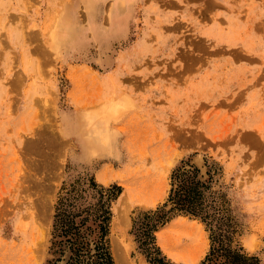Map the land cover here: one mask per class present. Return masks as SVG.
<instances>
[{
	"label": "rangeland",
	"instance_id": "1",
	"mask_svg": "<svg viewBox=\"0 0 264 264\" xmlns=\"http://www.w3.org/2000/svg\"><path fill=\"white\" fill-rule=\"evenodd\" d=\"M261 43L264 0H0V264H44L58 198L90 181L120 186L113 264H198V216L138 241L186 159L223 242L264 264V104L245 92L264 73L241 51Z\"/></svg>",
	"mask_w": 264,
	"mask_h": 264
},
{
	"label": "trees",
	"instance_id": "2",
	"mask_svg": "<svg viewBox=\"0 0 264 264\" xmlns=\"http://www.w3.org/2000/svg\"><path fill=\"white\" fill-rule=\"evenodd\" d=\"M198 172L199 168L188 159L180 160L172 168L170 186L162 203L168 208H160L151 222H140L138 233L147 237L148 241L139 238L138 241L141 244L152 243L151 230H154L156 222H162L166 212L176 210L200 217L211 232L210 246L198 264H255L254 257L231 249L223 242V238H227L228 225L217 221L213 212L209 211L203 189L205 185ZM70 186L68 195L60 196L54 206L48 256L44 264H113L107 234L110 204L120 192V186L116 183L101 185L93 181L86 188Z\"/></svg>",
	"mask_w": 264,
	"mask_h": 264
},
{
	"label": "crops",
	"instance_id": "3",
	"mask_svg": "<svg viewBox=\"0 0 264 264\" xmlns=\"http://www.w3.org/2000/svg\"><path fill=\"white\" fill-rule=\"evenodd\" d=\"M225 15H223L224 18H225ZM222 44L223 45L221 46L226 47L224 43ZM241 51L244 54H247L248 56H254L255 58H257V62H254L253 69L255 71L258 70L260 73H264V46L262 43L257 45V47L253 51L246 50V49H242ZM258 81L264 82V80H261V78H259ZM245 92L247 93V97H250L254 94H258V96L261 97V100L264 104V83H258L257 85L254 86V88L246 89Z\"/></svg>",
	"mask_w": 264,
	"mask_h": 264
},
{
	"label": "bare ground",
	"instance_id": "4",
	"mask_svg": "<svg viewBox=\"0 0 264 264\" xmlns=\"http://www.w3.org/2000/svg\"><path fill=\"white\" fill-rule=\"evenodd\" d=\"M109 100V99H108ZM119 100V99H118ZM108 104V103H107ZM113 113V112H112ZM93 123V126H92V128H91V130L93 131V132H96V133H98V134H100V132H101V125L99 124V123H97V122H95V120L92 122ZM133 190V189H132ZM117 216V215H116ZM124 222V221H123ZM177 223V222H176ZM175 225V224H174ZM180 227V226H179ZM188 230V229H187ZM163 232H165V231H163ZM162 233V232H161ZM163 235V234H162ZM160 236V235H159ZM161 237V240H162V243H164V241H163V238H162V236H160ZM169 238V236H166V238ZM167 240H169V239H167ZM120 242V241H119ZM171 242V241H170ZM162 245V244H161ZM123 246V245H122ZM171 246V245H170ZM162 247V246H161ZM169 246H167V248H168ZM173 247V246H172ZM163 248H165L164 246H163ZM169 248H171V247H169ZM168 248V249H169ZM128 248H126V250H127ZM166 249V248H165ZM164 249V250H165ZM169 251V250H168ZM177 251H179L178 249H177ZM185 251V250H184ZM173 253V252H172ZM177 253V252H176ZM186 253V252H185ZM185 253H183V254H185ZM182 255V254H181ZM122 256V255H121ZM126 256V255H125ZM183 256V255H182ZM182 259H183V257H182ZM181 259V260H182ZM128 260V259H127ZM116 262V261H115ZM127 262V261H126ZM125 262V263H126Z\"/></svg>",
	"mask_w": 264,
	"mask_h": 264
}]
</instances>
